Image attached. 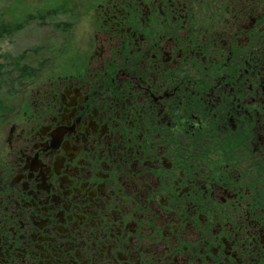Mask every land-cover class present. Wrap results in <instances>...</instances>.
<instances>
[{
	"label": "flooded vegetation",
	"instance_id": "1",
	"mask_svg": "<svg viewBox=\"0 0 264 264\" xmlns=\"http://www.w3.org/2000/svg\"><path fill=\"white\" fill-rule=\"evenodd\" d=\"M47 1L60 39L0 116V264H264V0Z\"/></svg>",
	"mask_w": 264,
	"mask_h": 264
},
{
	"label": "rangeland",
	"instance_id": "2",
	"mask_svg": "<svg viewBox=\"0 0 264 264\" xmlns=\"http://www.w3.org/2000/svg\"><path fill=\"white\" fill-rule=\"evenodd\" d=\"M78 1L82 2L83 0ZM52 4L51 0H48L46 7L51 8L53 7ZM76 4V10L79 11V5ZM41 5L42 0H0V24L9 22L21 25L19 30L0 37V76H2L3 93L20 90L22 84L18 83L12 87L9 83L11 79L15 78L12 76L14 71H17L24 64L28 67L39 66V59L42 57L48 58L53 54V49H51L53 44L51 42L54 40L57 42L60 39L56 37L48 40L47 37L52 34L53 28L51 24H47L46 27L40 24L39 13L47 11ZM57 18L58 20L70 19L67 14ZM51 19L48 18L47 21H51ZM75 30L82 31L77 27H73L74 32ZM71 34L68 35L67 39L72 38ZM22 54H25V57ZM28 79H31V76ZM13 100L15 101L16 98H12L11 101Z\"/></svg>",
	"mask_w": 264,
	"mask_h": 264
},
{
	"label": "trees",
	"instance_id": "3",
	"mask_svg": "<svg viewBox=\"0 0 264 264\" xmlns=\"http://www.w3.org/2000/svg\"><path fill=\"white\" fill-rule=\"evenodd\" d=\"M20 28H21V25L19 26V24H13L9 22H4L3 24L1 23L0 24V37L10 34L11 32H14L16 30H19ZM22 55L25 57V54H22ZM30 67L24 64L23 66L19 67L17 71H14L15 74L13 73L12 76H14L15 78L11 79V81L9 82L12 85V87L18 83L22 84L24 79H27L28 77L31 76V73L28 71V68ZM1 79H2V76H0V116L3 113H5L7 108L10 107L13 96L19 92V90H16V91L3 93L2 91L3 82H1Z\"/></svg>",
	"mask_w": 264,
	"mask_h": 264
}]
</instances>
